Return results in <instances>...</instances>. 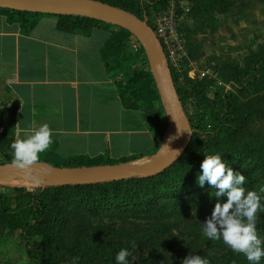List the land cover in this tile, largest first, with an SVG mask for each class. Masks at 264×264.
Listing matches in <instances>:
<instances>
[{
  "label": "crops",
  "instance_id": "0c3cea01",
  "mask_svg": "<svg viewBox=\"0 0 264 264\" xmlns=\"http://www.w3.org/2000/svg\"><path fill=\"white\" fill-rule=\"evenodd\" d=\"M234 8L229 36L256 39L264 33V0H239ZM60 21L54 14L0 8L1 120L12 122L15 140L26 128L48 123L53 143L40 157L57 167L129 163L158 154L166 135L158 144L153 129L166 117L155 79L127 92L118 88L142 65L126 66L118 48L138 51L136 36L99 21L89 34L67 31Z\"/></svg>",
  "mask_w": 264,
  "mask_h": 264
},
{
  "label": "trees",
  "instance_id": "16d2710c",
  "mask_svg": "<svg viewBox=\"0 0 264 264\" xmlns=\"http://www.w3.org/2000/svg\"><path fill=\"white\" fill-rule=\"evenodd\" d=\"M118 7H121L133 14L141 17L139 13L141 0H100ZM194 4L191 8V15L198 20V32L210 29L212 31L218 30L219 20L218 14L229 12L239 0H191ZM13 12L19 14H34L32 12L17 11ZM39 14V13H36ZM60 17V27L63 30L80 32L89 34L97 20L84 16L74 15H58ZM112 25V24H109ZM114 26L116 33L124 32L133 35L130 31L117 25ZM119 46V45H118ZM121 59L128 55L126 45L119 46ZM219 61L214 69L218 72L225 83L235 89L234 92H220L214 91V97L209 96L210 90L214 87V80L206 77L202 79L197 87H195V94L199 97V102H207L208 106H212V116L215 121L220 138L224 140H232L246 129V124L249 120L251 105L256 101L264 100V43H259L256 48H251L249 53L244 57L242 62L239 61H225L220 60L218 56L214 57ZM139 58H136L135 63H139ZM107 68L110 72L114 69L113 62L108 56H105ZM122 62H126L125 58ZM140 67L132 70L128 76L125 84H118V88L127 92L135 88L141 81H145L154 76L150 70L148 58H143ZM134 64L130 65L133 66ZM175 82L176 78L174 77ZM199 86V89H197ZM179 95L183 102L186 97L185 90L177 87ZM244 100V98H248ZM218 108V109H217ZM193 127V137L186 152L173 165L186 164V162L193 160L200 148L203 146L204 140L202 134L198 132L196 124L191 120ZM168 126V119L165 118L157 123V129H153L158 144H161L160 137L165 135ZM0 151L5 155L3 163H12L14 159H10L13 155L11 144L15 141V129H12L9 124H2L0 111ZM12 129V130H11ZM164 137V143H165ZM11 156H7L10 155ZM38 161H43L40 157ZM1 163V162H0ZM84 165L81 162L73 164L75 167ZM167 169L156 176L131 178L120 181L96 183L89 185H66L50 187L40 192H32L27 190H16L14 192L1 191L0 192V239L6 243L16 247L19 252L25 255V258L35 264H74L57 258L54 244L59 240H63V236L57 233L55 229L58 225V216L62 211L63 206L58 205L60 201L59 195L54 194L60 191H74L84 194L85 188L94 189L98 192H103L98 201L83 198L79 209H88L93 211L95 204L104 205V209L108 213L127 214L133 212L137 215H145L148 217L165 216V206L161 203L165 193L174 191L176 195L169 198L180 197L188 199V207L196 210L202 214H207L213 211L217 202L216 198L211 196L214 190L208 184L200 187L197 184V174L192 177H184L182 179H175L173 183V190H166L163 187L162 181L157 184L149 183L150 178H156L159 175L164 176ZM252 176L262 183L264 188V163L254 167L251 172ZM191 185H187L189 183ZM13 186H27L25 184H14ZM165 191V192H164ZM178 191V193H176ZM264 197V193L262 195ZM97 198V197H96ZM167 198V197H165ZM59 200V201H58ZM264 201V200H263ZM173 207L181 212L182 208L179 202H174ZM59 210H61L59 212ZM53 212V215L51 213ZM74 212V211H72ZM75 213V212H74ZM68 214V213H67ZM73 215H69L70 219ZM122 219H126L123 215ZM63 221V220H62ZM67 221V220H66ZM258 226L263 227L262 238H264V218H258ZM69 225V221L65 224ZM92 231H94L92 233ZM57 233V234H56ZM89 238L80 240L81 249H87L88 252H95L96 258L99 260L90 261L86 264H102L101 257H108L116 264V254L123 248H128L131 251L129 257L132 264H160L155 258L150 256H141L140 242L143 240V230L136 227L117 229L106 227H90L85 233ZM58 238V240H56ZM155 238V236H154ZM157 238H155L156 240ZM133 242L137 247H133ZM75 249V247L73 248ZM95 250V251H94ZM163 255V254H161ZM165 258V257H164ZM166 259V258H165ZM176 256H169L168 261L163 264H174ZM0 264H3L0 259ZM228 264H245L244 262H228Z\"/></svg>",
  "mask_w": 264,
  "mask_h": 264
},
{
  "label": "rangeland",
  "instance_id": "374dc122",
  "mask_svg": "<svg viewBox=\"0 0 264 264\" xmlns=\"http://www.w3.org/2000/svg\"><path fill=\"white\" fill-rule=\"evenodd\" d=\"M193 4L191 0H141L139 13L143 20H146L150 14L159 16L165 12L173 13L179 19V26L187 43L188 58L186 64L181 66L179 71L171 68V73L173 78H176V86L185 90L186 97L184 102L182 100L184 108L190 120L196 124L197 130L202 134L204 140L203 146L193 160L186 162V164H178L171 169L168 167L166 173L163 174L164 176L159 175L156 178H150L148 182L159 184L162 181L164 183L162 186L164 188L167 187L166 190H173V183L176 178L180 180L189 174L193 176L198 175L201 163L205 158L204 152L210 154L219 152L223 153V158L228 160L234 170L241 171L247 176L246 188L259 192L262 188V183L258 182L251 172L254 167L264 163V100L252 103L246 129L234 139L224 140L220 138V133L215 126L211 113L212 106H208L207 102H199V97L194 91L202 79L209 77L214 80V87L209 92L211 98L214 97L215 90H219L222 93L227 91L234 92L235 89L225 83L224 79L214 69L215 64L219 61L214 57H221L219 59L225 61L242 62L251 48H256L258 43H264V33H261V36L256 39H249L247 35L238 38L229 36L227 29L233 28L231 21L237 15L234 7L227 13L217 15L220 21L218 30L205 29L198 32L196 27L199 22L191 15ZM99 23L105 24L104 22ZM136 40L139 39L136 37ZM138 49V51L128 50V55L123 57V59L125 58L126 62L124 64L126 66L134 64L136 58H139L138 60L143 62L141 54L143 58L147 57L140 40ZM156 84L158 86V83ZM197 89H199V86ZM248 99L249 97L244 98L245 101ZM162 109L165 110V117L168 119L165 103ZM1 122L2 124H9L13 129L12 122L3 120ZM0 131L2 130L0 129ZM168 133H173L176 140H179L182 136L181 130H178L176 133L170 131L169 122L165 135ZM163 150L164 144L160 152ZM7 156H11V154ZM152 157L137 160L136 162L147 161ZM4 158L5 155L0 151V164H3ZM10 159H14V156L12 155ZM69 167L75 166L69 165ZM39 176L38 173H29L26 178H17L12 182L14 184L27 185L23 187L13 186L9 183H0V192H14L22 189L37 193L50 188L46 183L38 181L37 178ZM97 189L99 188H85L83 195L79 194L80 192L74 191L54 193L59 195L60 201L58 200V205L63 206L62 211L59 210L61 213L58 216V220L61 221L58 222V226L55 228L57 233L60 231L59 236H63V240H59L54 244L57 258L74 264H86L87 262L94 261V259L97 261L99 259L96 258L95 252L87 253V249H81L80 240L89 238L85 236V233L90 227H109L112 229L119 227L136 229L137 227L143 230V240L140 242L142 249L140 257L150 256L155 258L160 264H163L165 261L167 262L169 256H176L177 263L174 264H182L183 259L190 253L205 256L210 261V264H228V262L233 263L236 261L249 264L243 253L234 252L222 240L210 241L202 234L203 222L207 220L212 212L202 214L188 207V199L180 198L179 196L169 198L176 195L173 193L174 191L165 193L164 198L161 199V203L165 206V216L148 217L137 215L133 212L127 214L108 213L104 209V205L99 204L93 205L95 206L93 208H96L93 211L88 209L80 210L79 205L83 198H89L95 202L101 198L103 192H98ZM176 201L179 202L182 208L181 212L173 207ZM262 203H264L263 200ZM51 215H53V212ZM69 215H73L71 219ZM123 215L126 217L124 220L122 219ZM258 218H264V213H259ZM68 221L69 225L66 226L65 224ZM257 227L262 237L263 227L262 225ZM154 236L157 238L156 240ZM74 247L75 249H73ZM0 259L3 264H35L27 260L25 255L19 252L15 246L6 245L1 239ZM101 259L102 264H113V261L108 257L103 256ZM261 264H264V260L261 261Z\"/></svg>",
  "mask_w": 264,
  "mask_h": 264
},
{
  "label": "water",
  "instance_id": "95a60500",
  "mask_svg": "<svg viewBox=\"0 0 264 264\" xmlns=\"http://www.w3.org/2000/svg\"><path fill=\"white\" fill-rule=\"evenodd\" d=\"M0 8L39 14L84 16L130 31L145 49L150 70L165 103L170 131H182L180 139L168 151L159 152L147 161L79 167H57L46 161H37L28 169L19 168L14 162L3 163L0 164V180L26 178L29 173H38L39 182L57 187L143 178L165 171L186 152L193 137L191 120L163 49L146 21L130 11L100 0H0Z\"/></svg>",
  "mask_w": 264,
  "mask_h": 264
},
{
  "label": "clouds",
  "instance_id": "9594fccd",
  "mask_svg": "<svg viewBox=\"0 0 264 264\" xmlns=\"http://www.w3.org/2000/svg\"><path fill=\"white\" fill-rule=\"evenodd\" d=\"M54 130L48 123L28 127L21 138L11 144L14 164L28 169L37 162L40 154L53 143ZM205 153L197 175V184H208L217 202L211 215L203 222L202 234L210 241L222 240L234 252L243 253L249 264H261L264 260V238L258 231V214L264 213V188L259 192L246 188L247 176L234 170L223 153ZM178 154V153H177ZM133 247H137L133 242ZM128 248L121 249L115 257L116 264H132ZM182 264H210L203 255L190 253Z\"/></svg>",
  "mask_w": 264,
  "mask_h": 264
},
{
  "label": "built area",
  "instance_id": "2783aa9c",
  "mask_svg": "<svg viewBox=\"0 0 264 264\" xmlns=\"http://www.w3.org/2000/svg\"><path fill=\"white\" fill-rule=\"evenodd\" d=\"M146 18L147 24L156 35L163 52L165 54L168 66L175 70H180L188 58L187 43L184 34L179 26V19L173 13H163L159 16L153 14ZM137 47L139 40H136Z\"/></svg>",
  "mask_w": 264,
  "mask_h": 264
},
{
  "label": "bare ground",
  "instance_id": "6f19581e",
  "mask_svg": "<svg viewBox=\"0 0 264 264\" xmlns=\"http://www.w3.org/2000/svg\"><path fill=\"white\" fill-rule=\"evenodd\" d=\"M175 133V132H174ZM177 140L175 139V135L173 133H168L166 135V138H165V143H164V150L161 151V152H166L168 151L172 146L173 144L176 142ZM17 179V178H16ZM16 179H9V180H0V181H4V182H13L15 181Z\"/></svg>",
  "mask_w": 264,
  "mask_h": 264
}]
</instances>
